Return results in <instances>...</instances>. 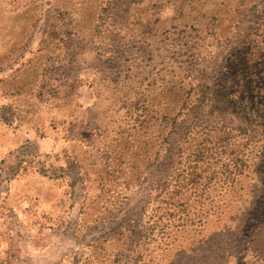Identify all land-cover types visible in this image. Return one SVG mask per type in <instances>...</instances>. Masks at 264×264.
<instances>
[{
	"label": "rangeland",
	"instance_id": "rangeland-1",
	"mask_svg": "<svg viewBox=\"0 0 264 264\" xmlns=\"http://www.w3.org/2000/svg\"><path fill=\"white\" fill-rule=\"evenodd\" d=\"M29 1L34 9L24 13ZM51 1L73 23L62 47L40 59L36 52L50 12L48 0H0V264H84L91 239L114 228L113 223L138 220L141 212L154 209L146 204V195L153 194L158 172L152 168L141 184L130 183V172L116 166L120 132L127 126L126 107L136 102L137 93L160 85L148 90L156 79L153 65L166 53L161 50L155 59L163 45L150 36L147 25L159 29L161 40V31L175 24L176 6L198 0H166L157 17H152L154 11L142 16V25L133 18L129 0H113L108 9L105 0L101 21L102 0ZM230 1L202 0L201 10L216 9L212 2ZM120 22L123 27L117 31ZM110 44L120 52L115 60L100 56ZM28 63L25 71L17 72ZM74 79L75 94L54 99L52 85ZM249 140L258 147L250 153L259 152L262 137ZM125 180L136 190L120 213L107 219L101 232L84 228L82 223L96 220L102 195L115 196ZM245 192L249 201L219 220L224 232L192 230L199 245L195 254L179 261L173 252L158 251L148 264H264V188L250 183Z\"/></svg>",
	"mask_w": 264,
	"mask_h": 264
},
{
	"label": "trees",
	"instance_id": "trees-1",
	"mask_svg": "<svg viewBox=\"0 0 264 264\" xmlns=\"http://www.w3.org/2000/svg\"><path fill=\"white\" fill-rule=\"evenodd\" d=\"M102 1L99 21L105 13ZM201 1L176 6L175 24L161 31V40L156 35L159 29L147 25L150 36L163 45L157 48L155 59L161 57V50L166 53L153 65L156 79L152 78L148 90L160 85L158 90L137 93L136 102L126 107L127 126L120 132L122 150L116 166L130 172L134 181L130 183L141 184L152 168L158 172L153 194L146 195V204L152 203L154 209L141 212L138 220L113 223L114 228L91 239L83 254L84 264H148L158 251L173 252L181 261L199 248L195 235H190L192 230L224 232L219 220L232 207L249 201L246 185L264 188V0L212 2L217 8L203 11ZM33 2L27 3L24 13L34 9L30 7ZM111 3L107 0V9ZM128 4L142 25L145 13L154 11L152 17H157L167 1L129 0ZM46 6L50 12L36 52L40 59L62 47L73 23L67 22L65 11L54 7L51 0ZM116 26L119 31L123 23ZM107 46L100 56L117 59L116 45ZM77 83L74 79L52 85L51 94L54 99H66L75 94ZM259 136L261 150L251 154L257 144L249 138ZM125 181L115 196L102 195L107 199L102 197L96 220L82 223L84 228L101 232L108 226L107 219L120 213V206L136 190ZM110 246L116 247L115 252Z\"/></svg>",
	"mask_w": 264,
	"mask_h": 264
}]
</instances>
